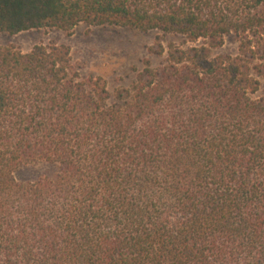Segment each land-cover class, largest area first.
I'll return each mask as SVG.
<instances>
[{"label":"trees","instance_id":"1","mask_svg":"<svg viewBox=\"0 0 264 264\" xmlns=\"http://www.w3.org/2000/svg\"><path fill=\"white\" fill-rule=\"evenodd\" d=\"M80 23L165 56L112 93L67 45H0V264H264V0H0V32Z\"/></svg>","mask_w":264,"mask_h":264},{"label":"rangeland","instance_id":"2","mask_svg":"<svg viewBox=\"0 0 264 264\" xmlns=\"http://www.w3.org/2000/svg\"><path fill=\"white\" fill-rule=\"evenodd\" d=\"M156 36L155 31L142 32L133 28L80 23L71 32L55 28L34 29L13 35L0 32V45L15 46L23 52L32 50L36 45L52 42L67 45L72 61L80 72L86 76L103 77L113 93L131 85L146 59L152 60L154 65L164 59L165 54L158 56L150 51V47L156 44ZM173 40L176 38L167 36L164 46ZM237 47L236 38L229 36L224 45L214 52L235 55ZM261 94H264V86ZM55 170L54 166L41 162L24 166L16 173V177L20 181H35L51 175Z\"/></svg>","mask_w":264,"mask_h":264}]
</instances>
